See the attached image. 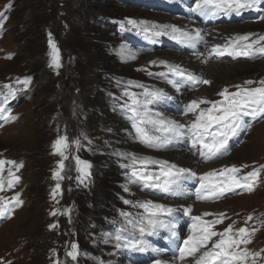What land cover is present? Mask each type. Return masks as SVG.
<instances>
[{"label": "rangeland", "instance_id": "obj_1", "mask_svg": "<svg viewBox=\"0 0 264 264\" xmlns=\"http://www.w3.org/2000/svg\"><path fill=\"white\" fill-rule=\"evenodd\" d=\"M132 1L112 0L111 4H105L102 13H98L94 6L100 0H0V13L4 14L0 17V23L3 24V29L0 30V80L12 77L13 80L22 81L20 83L23 84L21 89L24 97L18 108L11 109L9 100L5 103L0 95V106L6 107L17 117L14 121L0 118V159L23 163L19 171L12 169L20 177L19 183L12 190L5 187L4 191H0V197L9 199L19 193V198L23 201L19 207H14V202L10 203L9 206L14 207L11 218L0 220V260L5 264L8 261L12 264H155L156 260L163 262L165 258L173 259L174 255H178L175 250L188 238L192 224L191 217L182 213L178 215V220L173 221L177 223V235L173 236L167 228H158L156 235L145 234L140 237L150 246L146 252H133L115 246V241L108 234L114 236L122 227L132 229V225L121 216V212H131V219H137L143 213V209L125 204V199L140 202L152 200L172 207H187L190 204L193 216L202 215L204 212L225 213L227 218L223 223L214 226L216 231H223L234 221L233 228H241L240 224L249 215L253 219L257 215L252 211L264 208V171L261 172L255 191L249 193L238 189L239 194L228 193L221 199L202 201L203 210L200 213V209H194L195 203H201L195 196L200 182L193 184V179L186 181L183 196H169L158 191L153 194L148 190H141L138 185L128 184L127 174L131 169L123 166L130 165V160L118 155L136 153L142 157L167 160L178 165L168 154H174L175 151L187 152L196 160L197 165H206L207 172L231 167L242 161H264V120L261 122V118L251 120L246 117L245 120L252 127L242 133L240 138L234 137L230 140L229 153L223 159L210 161L208 166V161L202 160L199 155H193L183 142L165 149L146 147L134 138V129L126 119L124 111L115 109L112 103L106 101L112 92H118L120 98L125 100L126 89L141 93V88L128 85V81H136L150 88H162L175 97L174 101L160 105L155 110L163 111L165 115L168 112L173 115L171 118L177 117V120L187 122L192 114H189L190 117L181 115L178 105L182 106L197 98L220 100L222 98L217 93L224 88L235 92L237 89L234 85L251 87L245 81L257 83V78L264 77V55L257 54L256 58H246L225 53L222 57L215 54L209 57L211 51L206 49L207 44H198V48L192 49L180 47L167 36L149 39L139 28L128 25L127 20L131 18L170 25L184 20L183 28L192 31L195 28L202 29V35L207 42L209 31L217 36L226 34V38L220 41L218 38V44L227 40L229 43L235 37L246 34H252L250 40H256L259 36H264V19H261L264 17V0H260L259 10L242 11L245 18L228 19L214 24L208 21V17H201L190 10L194 7V0ZM101 14L104 15L99 17L102 23L108 22L105 15L125 19V26L135 30V37L127 38L124 34L126 31H121L120 38L111 37L109 30L97 24V17ZM192 16H195L193 21ZM227 28L231 30L228 32ZM49 33L60 49L62 66L59 69L49 66ZM138 34L139 38H136ZM103 41L108 45L107 52L103 48ZM118 41L119 46H114ZM259 46H264V42L256 47ZM122 47L135 52L137 58L123 60L119 54ZM166 53L200 55L204 59L208 58V63L229 64L236 71L218 75L215 81L220 85L219 88L213 87L215 81L202 75L212 83L198 84L195 87L185 84L177 92L163 78L148 74L149 71H165L161 66L152 65L151 61L154 60H167L183 67L177 61L167 58ZM112 74H116L118 80L111 87V81L115 80L110 76ZM26 77L31 78L30 83L24 82ZM202 88L210 91L204 93L203 90L202 94L197 95L195 92ZM7 93L8 91L6 95ZM261 123L262 126L252 130ZM130 133L133 135H129ZM61 136L68 137L69 147L65 149V153L69 158L64 161L65 167L61 173L64 178L56 180L53 179V173L58 169V162L62 157L54 153L53 145ZM126 139L131 140L132 144H122ZM117 140L120 143L116 142L114 145L112 141ZM75 141H79V144ZM241 145L243 149L240 150ZM76 156L91 163V176L83 184L77 180L80 173L77 171ZM228 158H231V164L223 163ZM261 166H264V162L250 164L241 169L239 175L243 176L253 169H260ZM10 167L12 166L5 165V181L8 179ZM151 170L158 171L159 168L153 165ZM197 170L198 172L194 171L199 179L206 171L201 172L199 167ZM57 183H60L61 190L53 199L52 192ZM125 185L129 188L128 192L124 190ZM67 209L71 210L70 216L62 214ZM53 211L57 215H52ZM91 213L96 214L90 217ZM91 219L97 220V233L89 230ZM162 219L168 223L172 218L165 216ZM203 219L212 221L215 216H205ZM108 223L117 227L110 229ZM52 224L57 227L50 228ZM135 235L140 236L138 232ZM105 239L108 243L104 242ZM73 244L78 246L76 260L67 255ZM152 248L159 251L153 252ZM169 264L181 262L176 260ZM257 264H264V260L257 258Z\"/></svg>", "mask_w": 264, "mask_h": 264}, {"label": "snow or ice", "instance_id": "obj_2", "mask_svg": "<svg viewBox=\"0 0 264 264\" xmlns=\"http://www.w3.org/2000/svg\"><path fill=\"white\" fill-rule=\"evenodd\" d=\"M260 0H194V7L190 10L197 13L201 17L216 16L218 14L240 15L242 11L256 9L259 10L258 4ZM4 14L0 13V17ZM264 19V17H261ZM127 24L133 28H139L145 34L146 38L167 36L178 44L196 49L198 44H207L203 30L196 28L194 31L177 26L175 24H156L151 21H137L129 18ZM121 30L125 29L124 23L120 25ZM3 29V24L0 23V30ZM2 34V32H0ZM150 34V35H149ZM252 34L237 36L228 44H216L212 46L211 54L216 56H223L227 53L233 57L256 58L257 54L264 55V36H259L256 40H250ZM244 41L247 43L241 44ZM153 42H155L153 40ZM50 52V67L59 69L62 65L60 63V49L56 43L51 39L49 33ZM120 56L123 60H135L137 54L132 52L127 47H122ZM202 63L207 64L208 58L202 60ZM152 65L161 66L165 71L160 73H152L163 78L173 89L180 92L181 87L185 84L195 87L196 85H210L212 81L205 79L202 75L189 71L178 64L169 63L167 60L151 61ZM146 70V69H138ZM31 78L26 77L25 83H30ZM255 81H245V84L252 85ZM259 87H242L234 85L237 90L229 92L228 88L217 93L222 99L210 100L207 98L193 99L189 103L182 106L178 105V111L183 116L192 114V118L187 122L173 119L163 111L155 110L156 107L167 104L175 100V97L170 95L162 88L148 87L136 81H128L130 87H138L142 89L141 93L130 92L127 89L124 96L127 99L121 105L124 110L126 119L131 122L134 129V138L148 148L165 149L174 144L183 142L188 146L187 150L193 155H199L204 161L219 160L229 153V141L234 137L239 138L241 133L248 131L252 125L245 120L246 117L251 120L257 118L264 119V80L259 82ZM8 93L3 97L6 103L9 98L15 99L17 89L11 85L6 86ZM207 105V107H201ZM0 118L6 121H14L17 117L13 116L11 111L6 107L0 106ZM129 135H133L130 133ZM79 144V141H75ZM69 147V140L67 136L59 137L53 145L54 153L59 154L62 159L58 162V169L53 173V179L62 180L64 177L61 173L64 170V161L69 157L65 153V149ZM131 161L129 167L131 170L127 174L128 184L138 185L141 190H148L155 194V192L163 193L169 196H183L185 194V182L196 178L197 173L191 168L179 167L176 164L170 163L167 160H156L152 157H142L136 153H118ZM77 164V171L80 175L77 180L83 184L85 179L91 176V163L83 161L79 156L75 157ZM5 165H11L8 168V179L5 181L3 177ZM158 166L159 170H151V166ZM23 167V163L16 161H6L0 159V191H4L5 187L12 190L20 181V177L12 170L15 168L19 171ZM243 167H247L244 165ZM264 171V166L260 169H253L252 171L241 176V168L232 165L231 167H224L222 169H213L205 172L203 176L199 177L201 183L197 189L195 196L197 200L208 201L224 198L228 193H236L237 190L247 191L249 193L255 191L260 182L261 172ZM61 185L57 183L52 192V198L60 193ZM124 190L129 191L127 185ZM20 194L16 193L13 197H0V220L11 218V213L14 207L22 205ZM14 202V207L9 204ZM127 205L143 209V213L139 214L137 219H131L133 214L131 212H121V216L126 218L128 224L132 225L129 230L122 227L117 230L116 234H108L115 241L117 248L128 249L133 252H146L149 250V245L143 237L145 234L156 235L158 228H167L172 235H177L175 229L178 220V215L183 214L191 217L192 224L189 229L190 234L188 238L182 243V246L176 249L178 255H174L173 259L180 261L181 264H257V258L262 256L264 249L260 251H252L248 248L251 244L252 237L259 230L255 227H241L233 228V224L226 226L223 231L214 230L216 224L223 223L227 218L225 213H209L204 212L202 215H192L191 206L179 205L176 207L167 204L156 203L152 200L143 202L132 201L125 199L123 201ZM71 210L67 209L65 213L70 216ZM57 215L56 211L51 213ZM215 216L212 221L204 220L205 216ZM170 217L168 223L162 217ZM253 219L252 215L247 217L245 224ZM264 223V221H261ZM50 228L57 227L56 224L49 226ZM138 232L139 237L135 235ZM124 233H127L125 235ZM215 238V239H214ZM105 243L108 240L105 239ZM78 246L73 244L72 250L67 252V255L76 260ZM151 251H159L152 248ZM188 258H191L190 260ZM0 264H5L0 260ZM7 264H12L8 261ZM58 264V262H57ZM155 264H167L156 260Z\"/></svg>", "mask_w": 264, "mask_h": 264}, {"label": "bare ground", "instance_id": "obj_3", "mask_svg": "<svg viewBox=\"0 0 264 264\" xmlns=\"http://www.w3.org/2000/svg\"><path fill=\"white\" fill-rule=\"evenodd\" d=\"M165 11V10H164ZM168 12V11H167ZM167 12H166V14H167ZM194 13V12H193ZM165 18V17H164ZM203 19V18H202ZM165 20V19H164ZM178 20V19H177ZM162 21V20H161ZM159 22V21H158ZM207 22V21H206ZM200 23V22H199ZM175 25H177V26H180V27H183V26H185V21L184 20H182V21H176L175 23H174ZM205 24V23H204ZM201 26V25H200ZM186 28V27H185ZM196 29V28H195ZM209 29V28H208ZM227 30H228V32L231 30L230 28H227ZM237 33H238V31H237ZM227 34H229V33H227ZM231 36V35H230ZM206 38V37H205ZM207 38H208V42H207V45H206V49H210L209 51H211V48H212V46H214V45H216V44H218V42L220 41V40H222V39H224V38H226V34L225 35H223V36H217V35H213L212 34V32H208L207 33ZM218 38H219V41H218ZM207 40V39H206ZM227 41H229V40H227ZM227 41H225V42H227ZM225 42H223V43H225ZM222 43V44H223ZM220 44V43H219ZM222 44H220V45H222ZM198 48V47H197ZM199 50V49H198ZM196 51V50H195ZM194 51V52H195ZM185 52V51H184ZM198 53V52H197ZM167 55H166V57L167 58H169V59H171L172 61H177L178 63H180V64H182L183 65V68H185V69H187V70H190V71H193L194 73H199L200 75H203V76H207L208 77V79L209 78H211L213 81H215V78L218 76V75H220V74H224V73H233V72H235L236 71V69L234 68V67H232V66H230L229 64H223V63H216V62H209V63H207V64H204V63H202V60L204 59V58H202V56H196V55H189V56H183V55H180V54H174V53H171L170 55H168L169 53H166ZM202 54V53H201ZM172 55H174L175 57H177V58H174ZM219 57H222V56H219ZM206 77V78H207ZM213 87L215 88V87H220V85H217L216 84V81H215V84H214V82H213ZM212 88V87H211ZM204 90V93H206V91H210V89H204V88H202V89H200V90H198V91H196L195 93L198 95V94H202L203 91ZM189 91H191V90H189ZM200 91V92H199ZM200 96V95H199ZM203 97H204V95H203ZM192 99V98H191ZM198 99V98H197ZM160 109V108H159ZM166 115L167 116H169V117H173V115H171V114H168V112H166ZM188 117V116H187ZM189 117H190V115H189ZM175 119H178L177 117H175ZM263 124L261 123V124H259L258 126H256L255 128H253L252 130L253 131H255V129L257 128V127H260V126H262ZM3 131V130H2ZM4 133V132H3ZM118 138V137H117ZM120 138V137H119ZM115 140V139H114ZM121 141V140H120ZM116 142H119V140H117V141H112V143L115 145L116 144ZM120 143V142H119ZM122 144H132V142H131V140H129V139H126L125 140V142L124 143H122ZM175 145V144H174ZM177 147H180V146H177ZM171 148V147H170ZM241 149H243V145H241V148H240V150ZM181 151L183 150V149H180ZM169 156H170V158L171 159H173L174 161H176L177 162V164L178 165H180L179 167H182L181 165H183V166H186L187 168H191V169H194L195 171H197L198 172V167H199V170L201 171V172H204V171H206L207 172V166L206 165H202V166H199V165H197V162H196V160L194 159V158H192L187 152H178V151H175L174 152V154H171V153H169L168 154ZM164 156H165V154H164ZM169 156H167V158L169 157ZM157 157V156H156ZM231 157H232V155H231ZM223 159V158H222ZM173 161V162H174ZM231 158H228L226 161H224L223 163H227V164H231ZM210 161H208V166L210 165ZM199 164V163H198ZM221 164L222 163H220L219 164V166H221ZM218 165H216V167H217ZM218 168V167H217ZM199 184V183H198ZM186 185V184H185ZM187 190V189H186ZM192 190V189H191ZM186 194H189V193H186ZM192 194V193H191ZM190 196V195H189ZM187 199V198H186ZM235 199V198H234ZM234 199H232V200H234ZM188 200V199H187ZM190 201V200H189ZM230 201V200H229ZM198 202H200V201H198ZM219 202V201H218ZM219 203H221V202H219ZM209 204V203H208ZM202 205H203V203H202V201H201V203L200 204H198V203H195V207H194V209H196V210H198V209H200V213H201V210H203V209H201L202 208ZM189 206H190V204H189ZM206 206V205H205ZM176 207V206H175ZM204 207V206H203ZM205 208V207H204ZM212 209V208H211ZM213 210V209H212ZM195 214V213H194ZM172 220V219H171ZM169 221V220H168ZM186 239V238H185ZM170 242V241H169ZM158 246V245H157ZM177 248V247H176ZM169 251V250H168ZM176 251V250H175ZM173 253V252H172ZM171 253V254H172ZM174 254V253H173ZM166 255V254H165ZM170 256V255H169ZM168 256V257H169ZM163 261V260H162ZM174 261H176V260H174V259H171L170 257L169 258H165L164 259V261L163 262H167V264H169V262H174ZM115 262V261H114ZM117 264H122V263H119V262H117Z\"/></svg>", "mask_w": 264, "mask_h": 264}, {"label": "trees", "instance_id": "obj_4", "mask_svg": "<svg viewBox=\"0 0 264 264\" xmlns=\"http://www.w3.org/2000/svg\"><path fill=\"white\" fill-rule=\"evenodd\" d=\"M111 2H112V0H100V3L95 5L94 7L98 11V13H102L103 10H104L105 4H107V3L111 4ZM103 16L104 15H102V14L98 15L97 20L99 19V17H103ZM105 18L108 20L107 23H102L100 21V19H99L97 24H101L99 26H103L104 29L109 30L110 31V33H109L110 36L114 37L118 33V29H119L121 23H124L125 19H122L121 17H119V18L112 17V16H108V15H105ZM124 25H125V23H124ZM103 45H104L103 48L107 52V50L109 48H108V45L105 44V41H103ZM111 47H112V50H114L112 45H111ZM69 58L70 57L68 56V59ZM112 76H116V74H112ZM20 82H22V81L13 80L12 77H10L8 80H0V93L5 92L7 90V87H6L7 85H11L14 89H17V90L21 89L23 87V84H22L23 82L22 83H20ZM112 86L113 85L111 84V87ZM18 94H19V92L17 91V95ZM110 94L106 98V101H108V102H110V100H109L110 99ZM113 104L114 103H112V105ZM256 162L261 164L264 161H253V162L242 161V162L237 163V166L239 168L243 169L244 165H247V167H248L250 164L253 165V163H256ZM247 167H245V168H247ZM96 182H97V175L94 176V183H96ZM93 185L90 186V187H93ZM252 212L257 213V215L254 217V219H252L251 221H248L247 224H245V221H244V222H242L240 224V226L241 227H249V228L255 227V228L259 229L254 234V236L252 237V241L253 242L248 245V248L250 250H252V251H260L261 249H264V238H263V235H264V223H261V221H264V208L262 210L258 208V209L254 210ZM95 214L96 213H91L89 216L90 217H91V215L95 216ZM90 225H91V227H90L89 230L96 233L97 232V228H96L97 220H94V219L89 220V226ZM260 258H262L264 260V253H262V256Z\"/></svg>", "mask_w": 264, "mask_h": 264}]
</instances>
